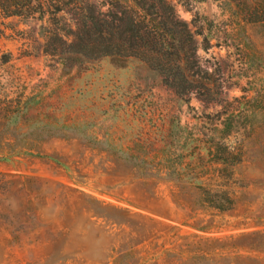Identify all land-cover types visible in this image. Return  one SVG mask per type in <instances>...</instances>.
Masks as SVG:
<instances>
[{"label": "rangeland", "instance_id": "1", "mask_svg": "<svg viewBox=\"0 0 264 264\" xmlns=\"http://www.w3.org/2000/svg\"><path fill=\"white\" fill-rule=\"evenodd\" d=\"M164 1L196 46L183 96L57 55L74 11L0 15V264H264V0Z\"/></svg>", "mask_w": 264, "mask_h": 264}, {"label": "trees", "instance_id": "2", "mask_svg": "<svg viewBox=\"0 0 264 264\" xmlns=\"http://www.w3.org/2000/svg\"><path fill=\"white\" fill-rule=\"evenodd\" d=\"M112 1L114 4H108L109 8L102 12L94 9L90 0H0V15H37L41 20L47 14L74 11L79 17L75 31H48L60 44V50H55L57 55H67L63 54L67 49L75 61L108 58L118 66L126 59H137L157 72L163 84L176 94L189 93L200 69L188 25L164 0ZM68 37H72L69 43ZM1 62L7 63L8 56H3ZM214 163L225 166L227 160L217 158Z\"/></svg>", "mask_w": 264, "mask_h": 264}]
</instances>
